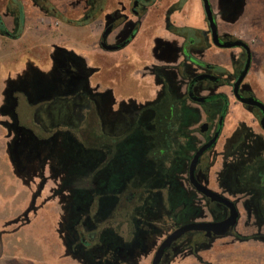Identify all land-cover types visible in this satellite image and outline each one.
I'll list each match as a JSON object with an SVG mask.
<instances>
[{
  "label": "flooded vegetation",
  "instance_id": "obj_1",
  "mask_svg": "<svg viewBox=\"0 0 264 264\" xmlns=\"http://www.w3.org/2000/svg\"><path fill=\"white\" fill-rule=\"evenodd\" d=\"M61 1L0 0V24L5 27L0 36L20 38L33 19L60 21L62 14L54 4ZM148 1L119 2L107 18L112 31L104 43L117 44V35L130 28L131 20L134 34ZM106 2L79 0L77 27L104 21ZM171 27L167 18L166 29ZM104 31L103 24L100 46ZM218 36L221 44L239 40L219 31ZM181 40L173 53L166 43H158L155 63L145 69L153 79L154 95L141 103L116 101L109 90L90 88L91 70L71 53L56 58L47 76L30 67L35 78L28 89L19 84L8 88L5 105L15 104L16 111L11 91L28 92L29 101L37 100L40 106L50 94L67 95L78 111L79 124L72 130L27 125L18 115V125H9L16 132L11 152L20 137V145L36 147L23 156L30 161L28 168L16 169L27 184L38 178L42 187L35 186L36 197L57 174H66L49 195L54 199L66 194L62 201L57 199L56 230L64 256L77 264H182L187 259L213 264L202 255H214V248L226 246L227 240L264 243V113L243 100L263 102L245 82L250 66L236 84L247 53L230 48L239 52L230 54L227 64L217 56L206 60L214 46L208 28ZM231 104L245 118L228 121ZM8 107L1 111L10 112ZM116 119L123 128L107 132ZM218 162L221 172L211 176ZM224 200L233 203L238 218L230 235L218 236L214 225L230 216ZM241 222L251 233L237 231ZM219 258L215 255L216 261Z\"/></svg>",
  "mask_w": 264,
  "mask_h": 264
},
{
  "label": "rangeland",
  "instance_id": "obj_2",
  "mask_svg": "<svg viewBox=\"0 0 264 264\" xmlns=\"http://www.w3.org/2000/svg\"><path fill=\"white\" fill-rule=\"evenodd\" d=\"M112 1L115 4L117 0ZM215 1L219 3V6H224L226 4L229 5L232 0ZM77 3V0H63L60 3L57 2L54 4L59 8L62 14V17L60 18L62 27L63 25H67L66 27L68 28H83L77 27V24L74 21L71 22V20H69L70 18L73 19L78 17V14L70 8L71 4L75 6ZM161 13V11H153L150 13L151 22H157L159 19L156 17H162ZM222 15L224 16L223 12ZM215 19L217 20V30L220 34H227L233 38L239 39L249 47L251 53V65L245 82L251 85L255 90L257 97L264 104V0H244L243 12L233 23L223 20L218 8ZM57 22L58 21L55 19L44 21L33 19V21L27 23L25 29L22 30L20 39L12 40L0 36V65L9 59L7 61L8 64L1 69V74L3 76L8 72L14 74L13 70H19L15 80L21 82L18 83L19 85L24 84L28 89V83H34V80L31 78H35V74L31 71L30 67L34 68L33 66H35L37 62H44L42 57L33 55V52H36V48H31L29 45L38 42V38H42L44 32L50 31L56 33L58 27H60V24ZM152 25H154V29H157V27L161 28V25L159 24ZM6 26L7 28H10L9 23H6ZM87 26L90 27V25ZM207 26V23H205V30L208 28ZM160 32H162L161 29L157 30V33ZM80 37H82V35H80ZM77 38V36L74 37L71 35L66 39L65 44H67V47L70 46L68 47L70 50H76L78 43L81 41ZM66 46L64 48L62 47L65 50V52H63L65 54L68 51V49H65ZM23 52L26 54L24 55ZM238 52V49L226 50L211 46L206 52L205 59L211 61L214 56H217L220 62L227 64L230 54H236ZM151 55L155 62V52H152ZM133 56V51L125 48L110 52L109 56L105 57V61L113 68L119 67L118 71H120L124 66L127 67L130 65L134 67L132 65L134 62L135 66L140 63L139 61H134L132 58ZM121 76L124 82L128 81L134 85L142 80L141 76L133 75L132 77H129L126 75V72ZM121 76L119 75V77ZM103 79L106 82L111 80L109 74L106 75L105 78L103 77ZM8 88L6 89L7 91L10 89ZM55 91H58V87L54 89V92ZM41 102L43 105L35 108L32 113L31 120L34 125L38 127L43 126L46 129L57 127L63 130H72L79 124V121L76 120L78 119V116L76 115L78 111L73 107L72 102L67 95L56 93L50 94L49 97L42 98ZM6 107L8 106L4 105L2 108ZM14 107L15 104H11V106L8 107L11 111L8 113H12ZM46 112L48 114L47 116L45 115ZM236 117L245 118L241 114L240 109L231 104L228 121ZM1 120L3 119L0 118V121ZM0 124L5 127L9 135H11V140L7 141L10 145V142L15 137L14 133L16 134V132L9 126L11 121L7 123L1 122ZM122 128V121L116 119V122L107 126L106 129L107 132H110L109 130L114 131ZM16 142V151L10 153L12 161L11 166H13L16 174L24 178V173L16 169L18 167L28 168L30 161L28 159L24 160L23 156L31 155L33 151L36 150V147L34 148L31 146V148H28V145H20V142H24L21 137ZM5 165L6 166L0 167V264H76L71 259L64 258L63 247L56 230L59 213L57 203L58 200L62 201L63 195L66 196V194L64 192L63 195L60 193L56 194L53 202H50L53 199H51V196L49 195L50 190L56 191V189H58L60 180L64 178L66 174L64 172L57 174L53 181H51V184H47L42 196L36 197L37 187H42L38 178L35 177V182L32 185L23 184L27 181H20V179H17L12 172V168L9 167V164L6 163ZM44 174H46V176L50 174L47 168L44 170ZM36 185L37 187H35ZM6 203L8 206L4 205ZM1 205H3L2 208ZM240 213L242 216L243 212L241 211ZM237 231L241 235H248L251 233L252 229H245L241 222L237 226ZM227 241V245L225 244L226 246L214 248L212 254L218 255L221 258L217 259V261L214 259L212 263L264 264V243L254 241L234 243L233 240ZM202 256L204 258L210 257L208 254H203ZM186 261H188V259ZM188 264L195 263L191 262Z\"/></svg>",
  "mask_w": 264,
  "mask_h": 264
},
{
  "label": "crops",
  "instance_id": "obj_3",
  "mask_svg": "<svg viewBox=\"0 0 264 264\" xmlns=\"http://www.w3.org/2000/svg\"><path fill=\"white\" fill-rule=\"evenodd\" d=\"M119 2L123 3L124 5H127L126 0L123 1L117 0L115 4L113 3L112 0H107L105 4L104 13L101 15V17H105L104 21L100 19L101 21H98L97 25L93 24L90 25V27L84 25L82 26L83 27L82 30L81 28H76V27L68 28L66 27L67 25L66 26L63 25L62 27V23L58 21L57 23L60 24V27H58L56 33L50 31L44 32L42 38H38V42L29 45L31 48H36V52H33V55H36L37 57H42L44 59V62L42 63L35 62L36 64L35 66H33L34 67L33 70L42 74L43 76H47L49 73H51L53 68L56 66L55 64L56 58H59V56L63 54V52H65L63 48L67 45L65 44L66 39L71 35H73L74 37L77 36L78 37L77 39L81 41L78 43L76 50H72V49L70 50L68 48L70 46L68 47L66 46L65 49H68L66 53H71L73 56L80 59L84 63L86 68L91 70L92 75L89 78L90 88L96 89L97 92H103L105 90H109L116 101L133 99L135 102L141 103L144 101L151 100L154 95L155 86L152 77L147 75L145 72L146 68H148L150 65L155 63L153 61L151 53L157 50V46L159 42L166 43L169 46L171 53L176 51L175 49L179 47V44L182 42V40L180 36L172 32L171 30L172 28H190L196 31L205 30L204 26L205 23H207V21L203 11L202 2L201 0H186L184 5L180 9L169 10L172 7V5L178 2V0H154L153 4L146 9L145 14L138 21L139 25L136 32L133 34L131 38H129V41L126 43L124 47L118 49V50L125 48L130 49L134 53V56L132 57L133 60L139 61L140 63L137 66H135V62H134L132 64L134 67L130 65L125 67L123 65L124 67H122V70L118 71L119 67L113 68L112 66H109L108 63L105 61V57L109 56V53L113 51H105L104 49H102V47L99 44V34H100V28L102 27L103 24L106 25L108 21L107 18L108 16L110 17L111 15L110 12L118 7ZM208 3L215 17L217 15V8L219 7V3H217V1L215 0H208ZM72 4L70 5V8L72 11L78 14V17L73 19L70 18L69 20H71V22L73 21L76 22L80 16V12H78L77 9H75L76 5L73 6L74 4L73 5ZM153 11L162 12L161 13L162 17H156L157 19H159L157 22H151L152 20H150L151 17L150 13H152ZM167 18L172 26L170 29L171 31L169 30L170 32L166 29ZM216 21L217 20L215 19V22ZM130 23L135 24L133 20H131ZM152 24L155 25L159 24L161 25V28L157 27V29H154L153 28L154 25ZM160 29L162 30V32L157 33V30ZM124 30L125 29H123L119 33V35H117L116 37L117 44L115 45L119 44V41L122 39V32ZM80 35H82V37H80ZM18 39H12V40H18ZM108 40L110 42L109 44H111L114 38L110 36ZM23 54L25 55L26 53L23 52ZM8 60H6V62H3L0 65V71L4 66L8 64L7 63ZM13 72L14 74L8 72L4 76L0 72V118L3 119L0 121V123L1 122L7 123L11 121L12 113L1 111L2 107L6 103L5 101L7 98L6 89L11 85L21 83L15 80L19 70L18 71L13 70ZM124 72H126V75H128L129 77L130 76L132 77L133 75L141 76L142 80L138 81L139 83H137L136 85L131 84L128 81L124 82L121 76L124 74ZM108 74L111 80L109 82H106L103 79V77L105 78L106 75ZM119 75L121 77H119ZM10 93L12 98H14L15 101L17 100L18 103L17 111L15 110V108L13 111L15 112L16 115H18V118L19 120H21L22 123L31 125L33 110L38 106H40L41 103L39 104V101L37 100L34 101V99L32 100L33 102L29 101V99L27 98L30 96L28 92L25 93V95L22 91H15V92L12 91ZM8 140L9 141L11 140V135H9L6 128L1 126L0 124V167L6 166L5 164L8 163L9 167L12 168V172L14 176L17 179H20V181L21 180L24 181L26 179L16 174L13 169V166H11V162H12L10 157L11 147L7 142ZM219 171H220V166L218 162L215 165V167L212 168L211 176L216 175V173H218ZM44 175L46 176V174ZM34 182L35 179L33 180L32 183L27 184L26 182L23 184L32 185L34 184ZM49 183H51V181ZM54 200L55 199H53L50 202H53ZM4 205L8 206L7 203ZM2 207L3 205H1V208ZM64 258L67 259L68 257L64 256ZM206 258L209 261H213V259H215V255H210V257H206ZM191 262L198 264L194 260L192 261L189 259L188 261L185 260V262H183L182 264H188ZM223 263L226 264V262ZM213 264H216V262H213Z\"/></svg>",
  "mask_w": 264,
  "mask_h": 264
},
{
  "label": "water",
  "instance_id": "obj_4",
  "mask_svg": "<svg viewBox=\"0 0 264 264\" xmlns=\"http://www.w3.org/2000/svg\"><path fill=\"white\" fill-rule=\"evenodd\" d=\"M201 2H202L203 11L205 14V18L207 21V25H208V29H209V32L211 35V41H212L213 45L219 49H230V48H240L241 47L247 53V60H246L244 69L242 70L241 74L239 75L237 83H236V84H239V83H241V81L246 76L248 69H249V66H250V49L241 40H236V41L231 42V43L221 44L219 42V36H218V31H217V24L215 22V17L213 15L212 9L208 3V0H201ZM243 6H244V0H235V1L232 0L229 5L226 4L224 6H219L218 10L220 11L221 18L223 20L230 22V23H233L242 14ZM222 12L224 13V16L222 15ZM110 23L111 22L107 21V23L105 25V31H104V33L102 35V39H101V47L105 51H116V50H118V49H120L126 45V43L129 41V39H127L129 36H130V38L133 36V34H131V33H132V26L134 24L131 23L130 28L125 29L122 32V39L119 41L120 45H107L104 43V40L112 31V26L110 25ZM243 102L244 103H251V104L257 106L264 113L263 103H261L257 100H254V99L243 100ZM10 125H16V126L18 125L17 115L15 114L14 111L11 114V124ZM214 195H215L214 193H211V192L208 193L209 197H211L213 200L214 199L216 200ZM224 203L230 208V216L225 222H223L219 225H214L215 228L219 229V231L216 233V234H218V236L230 235L231 230L236 225L237 218H238L237 211L235 210L233 203H231L227 200H224ZM187 230H189V228L183 229L181 232H184Z\"/></svg>",
  "mask_w": 264,
  "mask_h": 264
},
{
  "label": "trees",
  "instance_id": "obj_5",
  "mask_svg": "<svg viewBox=\"0 0 264 264\" xmlns=\"http://www.w3.org/2000/svg\"><path fill=\"white\" fill-rule=\"evenodd\" d=\"M153 2H154V0H149L147 2V4L150 6L153 4ZM185 2H186V0H179L174 6L171 7V10L180 9L184 5ZM0 28L2 30H4L5 27H4V25L0 24ZM171 30H172V32H174L175 34H177L180 37H185V35H190L191 33L196 32V30L190 29V28H172Z\"/></svg>",
  "mask_w": 264,
  "mask_h": 264
}]
</instances>
